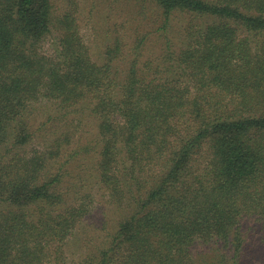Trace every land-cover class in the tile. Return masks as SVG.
<instances>
[{"label":"trees","instance_id":"obj_1","mask_svg":"<svg viewBox=\"0 0 264 264\" xmlns=\"http://www.w3.org/2000/svg\"><path fill=\"white\" fill-rule=\"evenodd\" d=\"M124 1L0 0V264H262L264 0Z\"/></svg>","mask_w":264,"mask_h":264},{"label":"rangeland","instance_id":"obj_2","mask_svg":"<svg viewBox=\"0 0 264 264\" xmlns=\"http://www.w3.org/2000/svg\"><path fill=\"white\" fill-rule=\"evenodd\" d=\"M58 5H61L57 8L59 9H67L68 11H74L78 8L79 15V27L81 29V34L84 36L85 40L87 41L88 45L90 46L91 52L94 55L93 57H97L99 52L104 51V47L106 43L109 42L111 37V30L113 27L120 32L122 31L123 22H127L129 20V15L127 14L126 10V2L124 0H120V3L117 4L119 6L117 12L114 11L112 13V9L109 5L110 2L107 0H98V6L92 9V0H65L63 4V0H56ZM77 6V7H76ZM112 6V5H111ZM112 13L113 16L111 18H106V15ZM112 27H110V25ZM118 24V25H116ZM115 25V26H114ZM147 47V46H146ZM45 50L48 48V45H45ZM147 53V50H146ZM98 59V58H97ZM88 121V120H87ZM249 226H252V222H248ZM250 235H254L256 237L257 230L248 228ZM253 232V233H252ZM254 236H251L254 238ZM254 247L251 251H248L249 255H252L254 259H262L264 264V248H260L258 246L257 239L253 240ZM198 255L196 258L199 257H206L207 260L213 255V251H203L201 247L197 248Z\"/></svg>","mask_w":264,"mask_h":264}]
</instances>
